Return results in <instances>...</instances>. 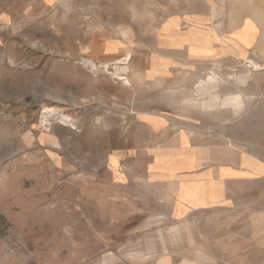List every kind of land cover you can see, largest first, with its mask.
I'll use <instances>...</instances> for the list:
<instances>
[{
	"label": "rangeland",
	"instance_id": "obj_1",
	"mask_svg": "<svg viewBox=\"0 0 264 264\" xmlns=\"http://www.w3.org/2000/svg\"><path fill=\"white\" fill-rule=\"evenodd\" d=\"M227 1L0 0V264H264V171L241 167L245 152L264 164V18L256 43L252 18H231L225 32ZM193 27L213 41L189 44L181 66L187 56L172 36ZM217 35L226 41L219 72L214 59H192L211 57ZM89 61H120L124 79L113 64L108 72ZM157 63L188 82L144 78ZM249 70L253 79L239 86L233 76ZM210 74L223 77L220 95L244 94L240 116L190 109L182 147L150 145L163 136L131 127L162 91L170 103ZM46 106L59 117L49 131ZM162 160L192 165L185 177L221 200L183 211L162 202L181 177ZM224 166L234 172L219 174ZM148 172L157 184L142 179Z\"/></svg>",
	"mask_w": 264,
	"mask_h": 264
},
{
	"label": "crops",
	"instance_id": "obj_2",
	"mask_svg": "<svg viewBox=\"0 0 264 264\" xmlns=\"http://www.w3.org/2000/svg\"><path fill=\"white\" fill-rule=\"evenodd\" d=\"M227 2H229V5L227 3L228 10H226L227 12L226 15L229 17V21L225 26L226 28L225 32H228L231 30V27H232V25L230 24L231 18H236V17L241 18V19L252 18L255 20L256 26L258 27L257 38L255 40V43L258 42L259 41L258 33L261 28V19L264 18V0H228ZM237 2L243 3L241 8H236ZM218 17H223V15H219ZM242 22L243 20L240 21L239 24H242ZM219 29H220L219 27L218 29L214 27L213 29H207V30H214L213 32L215 34H219L220 36H222V33L221 31H219ZM182 31H185V29H182ZM220 36L217 35L215 38L217 41L213 42V45H212L213 55L211 57H208V58L192 57V59L194 60L195 59H198V60L214 59L213 65L214 63H220L218 62V60H221V56L223 53L222 44L220 42H223V43L226 42ZM172 39L176 42H182L180 46H176V47L184 51L185 55L187 56L186 58L187 62L185 64L183 63L184 59L182 58L181 66L188 65L189 61L191 60L189 56L190 55L189 54L190 52L189 44L209 46L213 41V39L208 34L204 33L201 29L197 27H193L187 34H182V35L175 34L172 36ZM231 40L234 44H237L240 41L238 39H231ZM255 43L253 45H255ZM230 46L232 45L230 44ZM227 52L230 53L229 54L230 56L234 55L236 58L240 57L236 53V50L233 52L232 49H229L227 50ZM168 65H170V63H165L163 65H161V63H157L156 72H153V74L145 73L143 77L144 78L146 77L148 78L150 76L155 77V79H153L152 81L161 80L163 82H169V81L170 82H174V81L188 82V79L186 80L183 79L184 75H177V74H171V75L167 74L166 75V74L161 73L162 71L165 70L166 66ZM132 71L138 73L137 70H132ZM215 77H216L215 74H210L208 78H215ZM178 78H182V79L179 80ZM252 79L253 78H251L250 80ZM145 80L149 81V79H145ZM204 80L200 79L198 83L201 84L204 82ZM239 86H244V85H239ZM218 89L214 91L212 94H207V96L206 95L202 96V98L197 96V91H196L197 89L193 91L191 90L187 91L185 89V93H183V95L179 97L181 98L180 100L177 96L175 97L172 95L173 97L170 103L169 102L167 103L161 100L162 93L164 92L169 93L170 90L162 91L161 94L157 96V99L153 101V104H151V106L139 109V111L137 112L138 116L135 119V121L132 122L131 127L134 126V129H149L153 135L155 134V135L163 136L159 139V141L157 140L156 142L150 143V145L152 144L154 145H177V146L182 147L183 145L188 143V139H187L188 130L187 129L191 128V122H190L191 119L189 115L190 109H192V112L196 114L197 116L199 115L212 116L220 120H227L226 117L230 113H233L236 115V117H238L244 112L245 100H244V94L242 92L241 93H238V92L228 93L225 96H222L219 94ZM175 100H179V103L177 104ZM176 130H179V132L176 135H174V137L172 138H171V133H167L169 131H176ZM167 140H172V141L175 140V141L167 142ZM229 141H231L230 138H229ZM231 143L233 144L232 141ZM174 155H175L174 158H177V160H181L183 158L182 152L180 151L174 153ZM178 162L168 165L167 163H165V160H162L161 163L157 165L158 167L168 168L171 172H175L173 175H175L176 178L178 175H181V177L177 178V181H174L175 182L174 184L176 186L175 190L172 192L169 191L168 193H166V195L163 198L164 200L162 202H165L167 198L169 197L168 199L170 200V204L172 205V208L178 211L179 210L183 211V210L198 209V208L205 206V204L206 205L213 204L221 200V194L218 189L217 191L216 189L214 190L206 186L205 184H202V182L198 181L199 178H197L195 181H191L190 178L185 177L186 169L188 167H192V165H190L189 163L188 164L183 163L181 161H178ZM152 165L153 164L149 165V169L150 168L153 169ZM241 167L244 170L248 169V170H251L252 172H263L264 171V164H262L259 161V159L246 154V152H245V155L242 157ZM229 168L225 166L221 167L219 174H226L228 171H231V170L234 172L232 168L230 169ZM150 173L151 172H148V174L144 176L145 178L142 177V179H144V181H146L148 185L157 184V182L154 181V179L151 177ZM202 175L205 176L204 173ZM114 178L118 184L124 185V182H123L124 177L122 175L118 174L117 176H114ZM121 187L122 186H120L119 189ZM153 222L155 221L153 219H150V221H148L147 224L149 225V224H152Z\"/></svg>",
	"mask_w": 264,
	"mask_h": 264
},
{
	"label": "bare ground",
	"instance_id": "obj_3",
	"mask_svg": "<svg viewBox=\"0 0 264 264\" xmlns=\"http://www.w3.org/2000/svg\"><path fill=\"white\" fill-rule=\"evenodd\" d=\"M223 4H226V0H221ZM214 7V6H213ZM215 10V9H214ZM217 12V11H216ZM223 12V11H222ZM219 13V12H218ZM223 14V13H222ZM249 65L253 67V69L258 67V62L255 61L254 59H250L249 60ZM89 64L93 67V68H100L103 67L106 71H108L109 66L113 64V68H114V74L118 75V78L121 79L123 78V76H121L122 74H120V71L124 70L125 67H123L120 64V61H114L113 63H104L102 64L100 67H97L95 64H93L92 62L89 61ZM215 65V70L219 72L220 70V63H214ZM109 72V71H108ZM220 75V74H219ZM216 76L215 78H208L206 80V82L204 84H202L196 91H197V96L201 97L202 96H207V94H212L214 91H216L219 88V85L224 81L223 77L220 76ZM125 77V76H124ZM233 78H235L236 82L239 85H246L249 80L251 79V71L249 70L248 73H240L238 75H234ZM124 79V78H123ZM196 96V97H197ZM221 99V98H220ZM197 101V100H196ZM219 111V110H218ZM242 111V110H241ZM207 112V110H206ZM209 112V111H208ZM209 114V113H208ZM43 120H42V127H44V129H46L47 131H49L51 128L48 127V125H53V121L59 117H57L58 115H56L51 108H49L48 106L45 107L44 110V115H43ZM218 117V116H217ZM220 117V116H219ZM225 117V116H224ZM227 118V117H226ZM225 118V119H226ZM60 121H66L69 123L70 126L74 127V124L72 123V119H70L69 117L63 115L60 119Z\"/></svg>",
	"mask_w": 264,
	"mask_h": 264
}]
</instances>
